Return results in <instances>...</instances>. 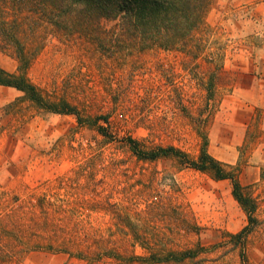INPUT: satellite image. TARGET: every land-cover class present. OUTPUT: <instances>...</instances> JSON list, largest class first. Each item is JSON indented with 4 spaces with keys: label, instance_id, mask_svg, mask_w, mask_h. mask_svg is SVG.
<instances>
[{
    "label": "rangeland",
    "instance_id": "374dc122",
    "mask_svg": "<svg viewBox=\"0 0 264 264\" xmlns=\"http://www.w3.org/2000/svg\"><path fill=\"white\" fill-rule=\"evenodd\" d=\"M103 27V39L47 34L28 70L46 99L77 112L0 86V264H20L31 250L65 252L59 245L92 257L96 244L198 251L152 264H264V0H212L200 28L172 49L134 46L116 37L115 22ZM17 66L0 50V67ZM127 137L194 160L206 137L258 201L246 241L229 236L248 223L231 178L172 155L140 159Z\"/></svg>",
    "mask_w": 264,
    "mask_h": 264
},
{
    "label": "trees",
    "instance_id": "16d2710c",
    "mask_svg": "<svg viewBox=\"0 0 264 264\" xmlns=\"http://www.w3.org/2000/svg\"><path fill=\"white\" fill-rule=\"evenodd\" d=\"M211 2L212 0H0V50L11 53L18 60L15 71L0 67V86L22 91V97L40 108L56 113H75V107L65 99H46L38 85L29 77L28 70L43 48L47 34L58 37L91 36L93 39L100 36L103 39V34H108L103 23L111 21L118 27L116 37L131 38L135 42L134 46L172 49L180 43H186L196 29L200 28ZM99 131L105 134L104 127H99ZM126 143L140 159L172 155L191 167L213 171L215 178H231L232 192L244 208L248 223L229 236L235 244L246 241L257 223L255 215L258 201L241 185L233 171L227 170L209 153L206 137L195 160L171 146L147 151L140 149L138 141L132 137H127ZM138 236L133 233V237ZM39 247L41 246L37 244L36 248ZM58 248L84 259L112 257L119 261H139L145 264L184 261L198 254L195 249L164 252L149 249L148 254H127L115 247L96 244L94 250L89 251L92 253L90 257L83 251L77 250L78 253L75 254L67 246L59 245ZM25 249L26 247L22 248L20 252Z\"/></svg>",
    "mask_w": 264,
    "mask_h": 264
},
{
    "label": "crops",
    "instance_id": "0c3cea01",
    "mask_svg": "<svg viewBox=\"0 0 264 264\" xmlns=\"http://www.w3.org/2000/svg\"><path fill=\"white\" fill-rule=\"evenodd\" d=\"M11 88V87H8ZM57 261V262H56ZM87 264V262L80 257H73L67 252H50L46 250H31L27 252L20 264Z\"/></svg>",
    "mask_w": 264,
    "mask_h": 264
}]
</instances>
